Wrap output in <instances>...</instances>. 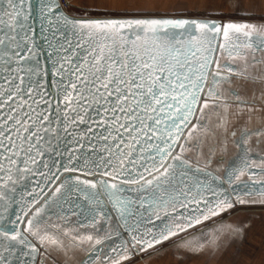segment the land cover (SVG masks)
Returning <instances> with one entry per match:
<instances>
[{
	"label": "snow or ice",
	"instance_id": "6c2138e0",
	"mask_svg": "<svg viewBox=\"0 0 264 264\" xmlns=\"http://www.w3.org/2000/svg\"><path fill=\"white\" fill-rule=\"evenodd\" d=\"M33 7L0 0V264H133L170 240L235 264L242 220L172 238L235 205L264 220V0H38L49 90ZM63 213L91 227L53 231Z\"/></svg>",
	"mask_w": 264,
	"mask_h": 264
},
{
	"label": "crops",
	"instance_id": "0c3cea01",
	"mask_svg": "<svg viewBox=\"0 0 264 264\" xmlns=\"http://www.w3.org/2000/svg\"><path fill=\"white\" fill-rule=\"evenodd\" d=\"M252 18L256 19V17ZM223 220L225 223L242 220L245 224L252 225L247 234L240 238L229 237L226 233L221 235V239L225 242L224 256L227 257L228 261H235V264H261V261H264V220H262L261 209H240L225 216ZM213 231H215L214 222L200 224L196 228L179 234L172 239H180V237L191 235L193 240L203 242L202 238L210 235ZM162 248L163 250L158 256L151 259L137 257L133 264H219L217 258L209 259L208 251H204L199 255L176 251L171 246V240L165 242Z\"/></svg>",
	"mask_w": 264,
	"mask_h": 264
},
{
	"label": "water",
	"instance_id": "95a60500",
	"mask_svg": "<svg viewBox=\"0 0 264 264\" xmlns=\"http://www.w3.org/2000/svg\"><path fill=\"white\" fill-rule=\"evenodd\" d=\"M33 4V13L32 16L30 17L29 22L33 23L34 22V36H35V50H36V56L35 59L32 61L31 66L33 68H39L41 71L37 74V77H34L37 79V82H39V79L42 78L44 80L45 85L47 86L45 90H49L52 87V81L54 79L53 77V71H52V59H53V53H52V47H55V44H53V29L48 28L47 24L45 23L44 27L46 30L42 31V25L40 22V17L38 11H36V6L38 5V0H31ZM57 27H60V25H57ZM65 37L69 38L72 42L73 45L78 43L77 39L75 36H68V33H65ZM57 41H60V37L57 36L55 37ZM51 45V47H50ZM83 47V46H82ZM26 66V67H27ZM47 73V75H45ZM35 181L33 180L32 183ZM49 189L45 188L41 195L44 193H47ZM126 195H133L131 192L126 193ZM113 222L115 223L116 227L119 222V218L116 213L113 214L112 216ZM103 227L99 228L100 231L104 232L107 229V224L104 222L102 223ZM82 226V224H79V227ZM197 225H194L195 227ZM192 227V228H193ZM190 228V229H192ZM188 229L187 231H189ZM182 234V233H180ZM99 254V253H97Z\"/></svg>",
	"mask_w": 264,
	"mask_h": 264
},
{
	"label": "flooded vegetation",
	"instance_id": "af4514ba",
	"mask_svg": "<svg viewBox=\"0 0 264 264\" xmlns=\"http://www.w3.org/2000/svg\"><path fill=\"white\" fill-rule=\"evenodd\" d=\"M238 206H250V205H235L233 208L238 207ZM72 211L76 212L77 210L76 209H72ZM103 211L107 214L108 217H110V219L105 221L103 218H101L99 220V222L95 225V227L97 229H99V228H101L102 223L104 224V222H106L107 229L104 232L101 231V234H105L108 231V229H115L116 228V225H115V223L113 222V219H112V216L115 213V211L112 209L111 205H107L103 209ZM221 214H223V213H221ZM63 215H65V220L64 221H61L60 219H58L56 215H51L50 217L47 218L46 223L50 227H52L53 231H57V230H61L62 231V229L64 227H69V228H73V229L78 228L79 226L76 223L77 220H79L80 223L82 224V226H80L81 230H83L84 228H90L91 227L89 221L84 219L82 217V215H80V214L73 215V216H68L66 213H63ZM207 221H209V220L202 221L200 224H203V223H205ZM200 224H198L197 226H199ZM57 225L59 226V229H57L55 227ZM197 226L193 227L192 229L196 228ZM192 229H190V230H192ZM113 242L118 244V241H116L115 237H113ZM105 253H106V250H105Z\"/></svg>",
	"mask_w": 264,
	"mask_h": 264
},
{
	"label": "rangeland",
	"instance_id": "374dc122",
	"mask_svg": "<svg viewBox=\"0 0 264 264\" xmlns=\"http://www.w3.org/2000/svg\"><path fill=\"white\" fill-rule=\"evenodd\" d=\"M240 209H251V210H253V209H261V208H260V206H256V205L238 206V207L232 208L231 210H229L226 213L221 214L220 217L213 218V219H211V220H209L203 224L213 223L214 221L219 220L221 217L224 218L225 216H227V215H229V214H231L237 210H240Z\"/></svg>",
	"mask_w": 264,
	"mask_h": 264
}]
</instances>
